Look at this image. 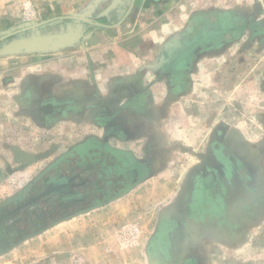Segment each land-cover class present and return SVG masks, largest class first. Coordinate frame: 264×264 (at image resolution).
I'll use <instances>...</instances> for the list:
<instances>
[{
  "label": "crops",
  "instance_id": "0c3cea01",
  "mask_svg": "<svg viewBox=\"0 0 264 264\" xmlns=\"http://www.w3.org/2000/svg\"><path fill=\"white\" fill-rule=\"evenodd\" d=\"M27 3L33 9L28 22L75 14L112 25L124 14L110 21L124 0H0V36L26 25L22 10ZM178 9L187 12L175 28ZM131 12L119 24L104 28L58 18L0 42V168L14 151L23 154L18 161H42L47 168L63 155L64 170L99 151L104 156L93 160L114 169L113 181L119 183V168L129 181L109 204L148 176L168 174L177 165L181 153L173 141L168 144L165 131H179L175 123L185 122L174 104L190 86L193 42H207L205 34H199L201 26L207 25L221 43L232 31L263 19L264 0H134ZM181 27V33L175 30ZM31 122L51 137L37 160L27 148L13 145L30 144L29 131L22 128ZM227 125L215 126L225 144L210 148V137L191 151L195 162L181 173L178 194L159 212L155 228L170 235L172 264H210L216 253L244 242L264 216V145ZM136 143L140 149L133 148ZM219 146L232 149L238 167L233 172L228 166V179L220 189L204 195L201 192L208 194L213 184L204 190L198 178L202 172L217 175ZM152 259L158 264L153 251Z\"/></svg>",
  "mask_w": 264,
  "mask_h": 264
},
{
  "label": "rangeland",
  "instance_id": "374dc122",
  "mask_svg": "<svg viewBox=\"0 0 264 264\" xmlns=\"http://www.w3.org/2000/svg\"><path fill=\"white\" fill-rule=\"evenodd\" d=\"M129 3L130 0H124V7L113 13L110 21H116ZM25 5L33 13L28 3L23 4V10ZM186 12L187 9H178L175 28ZM256 20L259 22H253L254 25L232 31L221 43V37L213 38L207 25L201 26L199 34H205L208 40L198 46L193 42L190 86L184 99L174 104L185 122L175 123L179 131H165L166 141H173V148L181 153L177 157H182L168 174H152L118 200L58 220L14 242L0 250V264H154L155 224L160 210L171 196L178 194V179L195 162L191 151L206 144L219 122L227 123L246 140L264 145V25H259L264 18ZM24 22L28 21L24 18ZM175 30L181 33L182 27ZM23 129L29 131L30 144L13 143L14 147L21 145L28 149L32 159H41L38 157L50 146L51 137H45L33 122ZM132 146L141 148L140 143ZM22 155L10 152L6 156L9 162L0 168V204L19 195L49 166L42 161H18ZM248 236L237 248L216 253L210 264H264V216Z\"/></svg>",
  "mask_w": 264,
  "mask_h": 264
},
{
  "label": "flooded vegetation",
  "instance_id": "af4514ba",
  "mask_svg": "<svg viewBox=\"0 0 264 264\" xmlns=\"http://www.w3.org/2000/svg\"><path fill=\"white\" fill-rule=\"evenodd\" d=\"M219 131L220 128H217L213 134L210 148H218V143L225 144L221 143L217 135ZM220 149L215 153L220 157V163L216 165L220 167L217 175L212 177L202 172L198 178V185L204 190H207L209 182L213 184V187L207 190L208 194L205 191L201 192L204 195H212L214 191L220 189V186L228 179L226 176L228 166L233 172L237 170L236 154L232 152V149L227 146ZM92 152L88 161L83 163L76 161L74 166L67 170L62 168L65 164V156L62 155L63 157H59L19 195L0 204V250L47 228L58 220L87 211L102 203L107 204L109 198L117 196L126 188L129 181L125 178V172L121 168L115 169V173L120 178L117 184L110 176V171L114 173V169L106 168L105 162L99 163V160H93L102 152H96L94 157ZM76 156L79 158L78 152ZM97 163L99 167L93 168ZM159 229L154 233L153 255L158 260V264H172L171 261L175 258L168 257L169 247H167L171 244V242L167 244V238L170 235L165 233L166 231L159 232Z\"/></svg>",
  "mask_w": 264,
  "mask_h": 264
},
{
  "label": "water",
  "instance_id": "95a60500",
  "mask_svg": "<svg viewBox=\"0 0 264 264\" xmlns=\"http://www.w3.org/2000/svg\"><path fill=\"white\" fill-rule=\"evenodd\" d=\"M133 4H134V0H130L128 8L125 10L123 16L118 20L117 23L112 24V25L99 22L97 20L91 19V18L86 17V16L66 15V16H60L58 18L62 19V20L79 21V22H83V23H86V24H89L92 26H97V27H103V28L104 27H111V26H115V25L119 24L130 13V11L132 10ZM257 6H259V5H255V7H257ZM254 11L256 14H259L261 10H256L254 8ZM58 18L57 17L56 18H50V19L42 20V21H38V22L37 21L24 22V23H26V25H20V26H18V28L16 30H13L9 33H6V34L0 36V42L4 39L14 35V34H17V33H20V32L26 31V30L37 28L39 26L44 25L47 22H51V21L56 20Z\"/></svg>",
  "mask_w": 264,
  "mask_h": 264
},
{
  "label": "built area",
  "instance_id": "2783aa9c",
  "mask_svg": "<svg viewBox=\"0 0 264 264\" xmlns=\"http://www.w3.org/2000/svg\"><path fill=\"white\" fill-rule=\"evenodd\" d=\"M32 12L30 11V8H29V6H24V10L22 11V15H23V17L26 19V20H30V18H31V16H32ZM133 235V233L131 234V235H129V236H132Z\"/></svg>",
  "mask_w": 264,
  "mask_h": 264
}]
</instances>
